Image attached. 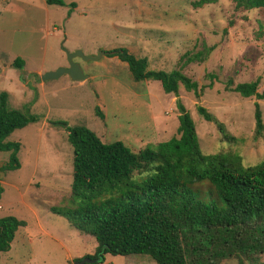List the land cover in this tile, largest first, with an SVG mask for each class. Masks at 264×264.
I'll return each instance as SVG.
<instances>
[{"label":"rangeland","instance_id":"obj_1","mask_svg":"<svg viewBox=\"0 0 264 264\" xmlns=\"http://www.w3.org/2000/svg\"><path fill=\"white\" fill-rule=\"evenodd\" d=\"M196 1L64 0L59 6L0 0V92L8 93L9 108L37 118L5 138L19 142V167L10 168V152L0 151V217L25 221L10 248L0 252V264H74L95 251L93 236L51 210L72 206L73 146L66 127L85 126L104 143L121 141L139 152L177 135L180 100L204 154L234 152L244 165L264 160V130L254 135V103L264 123V99L225 88L227 79L233 85L258 79L257 91L264 89V8H236L233 0L197 6ZM120 47L145 57L148 69H180L198 89L180 85L177 96L165 93L158 80L135 81L127 63L109 54L74 59L85 80L73 81L68 74L42 79L45 72L67 66V52L96 56ZM200 50L206 55L202 61L184 62L186 53ZM16 59L23 60L22 67L13 65ZM198 105L236 141H221L216 125L197 112ZM206 186H198L202 195ZM104 257L101 263L85 264H157L141 254ZM259 260L264 262V256ZM216 264L253 263L226 257Z\"/></svg>","mask_w":264,"mask_h":264},{"label":"trees","instance_id":"obj_2","mask_svg":"<svg viewBox=\"0 0 264 264\" xmlns=\"http://www.w3.org/2000/svg\"><path fill=\"white\" fill-rule=\"evenodd\" d=\"M233 1L236 8H264V0ZM45 2L64 4V0ZM109 55L126 62L135 81H160L165 93L177 96L180 85L187 91L198 89V83L180 69H148L145 57H136L126 48H116ZM185 56L184 62L189 63L206 55L200 50ZM13 65L20 68L23 60L16 59ZM225 88L242 97L264 99V89L257 91L258 79L235 85L227 79ZM7 102L8 93L0 92V151L10 152L8 166L17 168L19 142L5 138L37 118L26 110L9 108ZM176 104L177 135L147 144L139 152L121 141L104 143L85 126L66 127L73 146L72 206L53 207L52 212L95 238L94 253L85 256L96 263L109 253L147 255L157 264H216L226 257L264 264L259 260L264 256V160L244 165L234 152L204 154L191 115L180 100ZM254 105L258 137L264 123L259 104ZM197 112L216 125L221 141H236L205 107L198 105ZM200 184L208 185L203 195ZM2 191L0 186V195ZM24 225L25 221L11 215L0 217V252L10 248L17 229Z\"/></svg>","mask_w":264,"mask_h":264},{"label":"water","instance_id":"obj_3","mask_svg":"<svg viewBox=\"0 0 264 264\" xmlns=\"http://www.w3.org/2000/svg\"><path fill=\"white\" fill-rule=\"evenodd\" d=\"M112 51H107V52H101L99 55L93 56V55H84L81 51H76V52H67L68 56V64L67 66H62L59 67L55 70H50L44 73L42 76L43 80L46 79H54L57 78L63 74H68L73 81H78V80H85L88 78L86 74H84L82 68L80 67L79 63L76 62L74 59L76 57H81L84 60H96L99 59L103 54H110ZM0 176H3V172L0 170ZM96 259L90 258V257H84L81 260L74 261V264H85V263H95Z\"/></svg>","mask_w":264,"mask_h":264},{"label":"built area","instance_id":"obj_4","mask_svg":"<svg viewBox=\"0 0 264 264\" xmlns=\"http://www.w3.org/2000/svg\"><path fill=\"white\" fill-rule=\"evenodd\" d=\"M1 207V206H0Z\"/></svg>","mask_w":264,"mask_h":264}]
</instances>
